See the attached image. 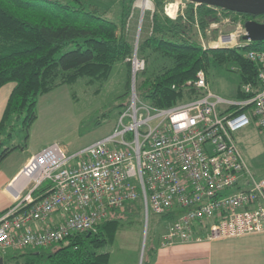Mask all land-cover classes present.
<instances>
[{
	"label": "built area",
	"instance_id": "obj_1",
	"mask_svg": "<svg viewBox=\"0 0 264 264\" xmlns=\"http://www.w3.org/2000/svg\"><path fill=\"white\" fill-rule=\"evenodd\" d=\"M215 11L218 18L229 13ZM243 28L240 42L228 35L215 47L248 46L245 23ZM138 49L137 39L127 59L130 105L111 132L75 153L51 144L23 168L29 187L15 194V205L0 215V248H48L95 231L111 210L131 202H141L147 218L151 212L173 216L162 235L163 247L264 234V178L251 173L235 141V133L253 118L264 136V51L247 52L262 84L252 99L216 96L201 71L193 83L199 98L158 109L136 93V78L146 68ZM244 91L250 93L251 87ZM249 106L250 112L243 111ZM44 184H49L47 194L36 197ZM58 213L64 215L58 226H35Z\"/></svg>",
	"mask_w": 264,
	"mask_h": 264
},
{
	"label": "trees",
	"instance_id": "obj_2",
	"mask_svg": "<svg viewBox=\"0 0 264 264\" xmlns=\"http://www.w3.org/2000/svg\"><path fill=\"white\" fill-rule=\"evenodd\" d=\"M135 1L123 0L118 25L100 16L96 6L86 8L59 0H0V88L15 84L0 122V163L12 152L27 147L41 96L66 85L74 98L75 83L87 79L89 84L101 86L119 63L127 66V90L131 93L132 70L126 61L133 55V46L124 26ZM154 1L152 32L138 49V56L146 63L136 78V85L140 82L136 93L143 101L167 109L199 98L201 93L193 83L201 71L208 81L212 65H231L239 72L240 85L234 101L252 99L261 91L258 66L248 59L247 52L264 51V42H251L244 48H203L199 33L218 22L215 7L185 2L183 13L171 19L164 12L165 0ZM68 46L74 49L62 53ZM246 86L251 87L250 93L244 91ZM129 105L130 101L127 109ZM252 108L243 111L250 112ZM96 119L94 128L111 117L103 112ZM47 189L49 184L37 193ZM135 214H144L141 202L111 210L95 231L65 240L66 245L62 242L50 254H45V249L14 251L4 264H38L45 257L50 264H110V255L102 250L115 240L122 217ZM172 217L162 216L169 221ZM148 252L146 249L145 255Z\"/></svg>",
	"mask_w": 264,
	"mask_h": 264
},
{
	"label": "rangeland",
	"instance_id": "obj_3",
	"mask_svg": "<svg viewBox=\"0 0 264 264\" xmlns=\"http://www.w3.org/2000/svg\"><path fill=\"white\" fill-rule=\"evenodd\" d=\"M61 2L69 1L72 5H84L86 8L96 6L99 10V15L117 23L121 24L123 0H59ZM143 0H136L133 4L130 16L128 17L124 30L130 40L132 46L136 40L139 44L148 37L152 32L153 21L152 16L155 11V1L149 0L151 4L150 10H144L138 2ZM169 5L176 6V13L171 16L167 13ZM186 9L185 1L180 0H165L164 12L171 18L176 19L177 16ZM177 15V16H176ZM229 18L231 22L222 23L219 27H213L212 24L208 26L205 31H201L200 42L203 48H237V47H215L219 44V39L228 35H236L238 38L242 36L244 31L243 25L245 19L239 14L225 13L218 22ZM242 25L241 27H239ZM238 42L240 39L238 38ZM74 49L73 46L66 47L62 53ZM127 62V61H126ZM128 71L125 63L115 65L110 78L101 86L99 83L89 84L87 79H81L73 86L75 97L72 98L79 107L95 106L97 107L92 116H90L84 123L80 125V136H87L93 131L100 129L104 132L112 130L116 119L127 111L126 104L130 101V94L127 90ZM136 85V84H135ZM140 82H137L135 89L137 90ZM209 89L216 96L228 100H235V95L240 85L239 72L234 66H219L212 65L208 72ZM66 86V85H64ZM100 86V87H99ZM68 87V86H67ZM70 88V87H68ZM133 89L131 77V91ZM71 90V89H70ZM72 92V90H71ZM96 104V105H95ZM103 112H108L111 119L106 121L102 126L95 127L97 117ZM121 113V114H120ZM128 124V120L125 121ZM33 126V125H32ZM32 128V127H31ZM31 130V129H30ZM235 141L248 165L251 173L257 178H264V136L259 130L257 123L252 121L251 125L243 130L235 133ZM169 219L156 216L151 212L147 218L145 214L125 215L120 220V227L116 234L115 240L112 244L106 246L103 251H111L114 257H117L121 252L134 251L140 249L144 258L145 250L149 249L154 240L158 239L166 229ZM61 243L54 244L45 248V254H50L61 247ZM66 245V242H64ZM14 254V250L0 249V262L7 260ZM130 254V260H134V252ZM145 259V258H144ZM38 264H50V261L45 257Z\"/></svg>",
	"mask_w": 264,
	"mask_h": 264
},
{
	"label": "crops",
	"instance_id": "obj_4",
	"mask_svg": "<svg viewBox=\"0 0 264 264\" xmlns=\"http://www.w3.org/2000/svg\"><path fill=\"white\" fill-rule=\"evenodd\" d=\"M14 88L13 83L0 88V122ZM77 105L67 86L58 87L38 99V118L30 130L27 147L12 152L0 163V215L15 205V194L27 192L29 181L21 176V172L31 158L41 150L58 143L68 153H75L103 139L111 132V129L110 132H104L100 128L81 137L79 133L81 123L98 110L95 106ZM47 187L48 184H44L41 189ZM47 192L46 190L39 193L36 197H43ZM63 219L64 215L58 213L35 226L55 227ZM106 252L110 255V264H143L144 260L146 264H264V234L170 247H163L159 237L151 244L148 255L144 253L145 259L139 248L121 252L117 257H114L111 251ZM131 252L135 254L132 261L130 254H127Z\"/></svg>",
	"mask_w": 264,
	"mask_h": 264
},
{
	"label": "water",
	"instance_id": "obj_5",
	"mask_svg": "<svg viewBox=\"0 0 264 264\" xmlns=\"http://www.w3.org/2000/svg\"><path fill=\"white\" fill-rule=\"evenodd\" d=\"M195 3L197 5H208L227 12L248 14L253 16L264 15V0H180ZM245 41L264 42V25L248 21L245 23ZM3 264V260L0 262Z\"/></svg>",
	"mask_w": 264,
	"mask_h": 264
},
{
	"label": "bare ground",
	"instance_id": "obj_6",
	"mask_svg": "<svg viewBox=\"0 0 264 264\" xmlns=\"http://www.w3.org/2000/svg\"><path fill=\"white\" fill-rule=\"evenodd\" d=\"M138 4L141 5L144 10H150L151 9V4H150L149 0H143L142 2H138ZM167 13L171 16H174L176 13V6L175 5H169L167 7Z\"/></svg>",
	"mask_w": 264,
	"mask_h": 264
},
{
	"label": "flooded vegetation",
	"instance_id": "obj_7",
	"mask_svg": "<svg viewBox=\"0 0 264 264\" xmlns=\"http://www.w3.org/2000/svg\"><path fill=\"white\" fill-rule=\"evenodd\" d=\"M229 13H232V12H229ZM233 14H238V13H233ZM239 15L245 19V23L248 21H253V22H257L259 24L264 25V15L262 16H253V15H248V14H239Z\"/></svg>",
	"mask_w": 264,
	"mask_h": 264
}]
</instances>
